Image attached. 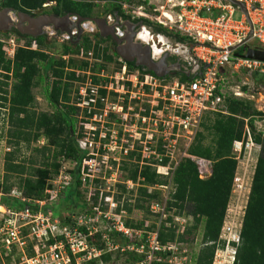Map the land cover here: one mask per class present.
<instances>
[{
	"label": "built area",
	"instance_id": "2783aa9c",
	"mask_svg": "<svg viewBox=\"0 0 264 264\" xmlns=\"http://www.w3.org/2000/svg\"><path fill=\"white\" fill-rule=\"evenodd\" d=\"M236 1L245 6L247 14L229 0L119 2L125 14L139 20H149L155 26L187 40L202 70L189 81L182 82L178 77H158L139 67L130 68L128 62L118 55L110 62L99 61L90 51L85 57L90 65L75 70L71 99L76 119L74 136L79 150L85 156L80 164L65 159L61 161L59 173L48 181L46 198L42 200H31L19 189H12L8 196L23 204L19 210L1 204L5 194L0 188V258H11L9 263L7 261L4 264H73L69 251L73 256L86 253L88 260L101 256L103 251L88 243L87 236L80 231L82 227L86 228L88 236L101 233L102 239L108 242V251L120 247L109 242L107 232L140 236L141 231L125 226L123 219L126 210L121 208L117 213L119 203L115 200L119 185H125L128 190L138 185L132 180L121 181L124 162L129 161L131 156L134 160L140 157V165L152 166L170 181L168 185L149 187V192L158 189L166 192V195L162 201L150 204V212L158 219L157 228L145 232V242L140 246L127 247L128 250L145 255L142 262L134 264L161 262L163 260L157 254L159 252H169V264H184L188 261L186 249V255L182 258L177 256L182 244L162 245L158 239L159 226L168 218L167 200L173 189L169 177L186 157L195 162L201 179H208L212 175V161L191 156L189 148L208 113L221 111L228 98L244 96L241 89L229 93L224 69H240L250 75L264 74V61L246 58L245 49H264V0ZM238 12L240 18H237ZM140 36H143V43L151 47L153 57L156 50L159 51L157 56L165 52L164 34L146 25L142 27ZM254 40L262 47L250 46L249 43ZM0 41L6 56L13 59L16 49L21 46L17 39L0 38ZM96 62L102 65L96 67ZM259 100L263 102L259 111L264 117L262 91ZM245 134V141H235L233 145V154L238 163L245 145L249 151L253 147L261 150V146L253 141L247 125ZM41 142L44 144V139ZM237 145L239 149L235 150ZM73 170L78 171L91 210L87 208L78 215L73 214L72 223L64 224L43 208L58 202L60 195L73 184ZM2 183L0 180V185ZM233 187L243 189L239 166ZM32 205L39 206V211L34 212ZM246 206L242 209L243 217ZM229 218L228 205L219 240L228 247H235L234 244L240 242L242 224L238 228L234 218ZM191 220L192 217L177 216L172 226L183 232ZM31 246L33 255L30 256ZM220 251H216L217 257ZM235 253L234 250L232 264ZM78 260L81 262L82 257H76V264Z\"/></svg>",
	"mask_w": 264,
	"mask_h": 264
},
{
	"label": "trees",
	"instance_id": "16d2710c",
	"mask_svg": "<svg viewBox=\"0 0 264 264\" xmlns=\"http://www.w3.org/2000/svg\"><path fill=\"white\" fill-rule=\"evenodd\" d=\"M0 1L2 8H13L25 13L44 9V5L56 2L57 5L54 7L56 13L71 12L86 17L92 14L96 1L116 5L117 9L122 11L119 0ZM141 21L145 25L153 27L157 33L184 39L177 34L155 26L149 20L141 19ZM3 33H12L18 38L29 39L28 45L16 49L13 59L6 56L3 43L0 41V114H3V110L6 112L7 121L10 125L8 144L13 148L5 155V175L0 188L5 194L2 198V204L11 209L19 210L23 204L18 199L8 196L14 187L22 191L26 198L42 200L46 198L45 190L48 181L59 173L61 161L65 159L80 164L85 156L79 150L74 136L76 119L74 117L75 107L71 105V99L75 70H77L76 68L78 70L86 68L89 63L84 61L78 64L75 59L71 58L67 61L64 57L73 53H80L81 56L86 57L90 52L88 50L91 48V41L84 38L78 46L63 45L62 52L57 54L49 50L32 49V41L40 47L54 49L56 44H47L44 37H31L19 32L0 31V34ZM128 65L130 68L136 67L132 63H128ZM169 77H178L182 82L190 80L181 73H175ZM253 77L264 93V74H253ZM41 83L44 84L43 96L52 109L50 112H39L36 109L34 89ZM259 114L262 115L263 113L253 109L252 102L233 97L228 98L224 110L210 112L204 117L201 129L189 148L191 156L212 161V175L208 179H201L198 167L190 157L184 158L170 175L173 189L167 200L168 218L161 223L158 230L160 243L162 245L168 243L194 245L202 227L201 246L197 252L192 253L190 259L188 258L184 264H213L216 251L225 247V242L220 241L219 237L238 167V160L233 154V145L235 141L246 140V125L251 130L253 141L261 146V150L242 221L240 242L234 244L236 253L233 264H264V134L259 132L254 125L255 117ZM42 139L46 140V144L34 148V151L41 156L40 162L35 159H28L29 165H27L25 159L22 163L18 161L19 156L16 153L21 151L23 145L30 148L32 144ZM140 161V157L134 160L131 156L129 161L124 162L122 170L127 174L126 176L123 175V179L125 181L132 180L138 184L139 198L135 205L126 202L123 207H120V203L115 197L119 203L117 213L121 211V208L126 210L128 214H132L134 210H146L151 213L150 204L153 201H162V191L154 189L149 192V187L168 185L170 181L157 173V170L152 166L140 165ZM71 172L74 175V181L60 195L58 200L60 206L54 207V204H50L43 208L44 211L59 218L64 224H71L73 214L78 215L89 208L86 198L81 201V198L86 196L81 187L78 171L73 170ZM13 176L19 177L17 183H10ZM119 186L126 188L125 185ZM75 206L83 211L76 212ZM32 208L34 212L40 209L37 205H32ZM151 215L153 214L151 213ZM177 216L192 217L191 223L186 225L183 232H179L177 228L172 226L174 218ZM123 221L126 227L141 231V235L126 236L119 232H107L109 242L111 241L113 245L120 247L108 251V242L102 239L101 233L88 236V231L82 227L80 231L87 236L88 243L93 248L103 252L101 256L88 260L86 253L73 256L69 251L72 263L76 264V257L79 256L82 257L81 264H107L112 260H117L118 257L113 259L114 254L127 257L124 264L142 262L145 255L128 250L127 247L130 245L138 247L143 244L146 237L145 232L157 228V223L147 225L146 222L148 221L145 220L134 222L129 219L125 220V218ZM122 248L125 250L122 251ZM157 254L163 261L152 264H169L167 262L169 252ZM29 255H33L32 246ZM10 259V257L7 258L8 263Z\"/></svg>",
	"mask_w": 264,
	"mask_h": 264
},
{
	"label": "rangeland",
	"instance_id": "374dc122",
	"mask_svg": "<svg viewBox=\"0 0 264 264\" xmlns=\"http://www.w3.org/2000/svg\"><path fill=\"white\" fill-rule=\"evenodd\" d=\"M116 1V0H114ZM118 1V0H117ZM122 0H119V2H121ZM96 5L93 8V14H103L106 13V9L102 8V5H107L105 4V2H94ZM44 7H47V9H52L54 7H56V2H51L48 3L46 5H44ZM1 9V6H0ZM42 9H38V10H34L31 13L34 15H40L42 13ZM103 12V13H102ZM104 15V14H103ZM237 18H240V12L237 13ZM154 31L156 32V30L154 29ZM9 37H15L19 43V45L24 46V45H28L29 39L26 38H18L17 36H15L12 33H3L0 34V38L1 39H7ZM89 39L91 41V48L88 51H94L95 54V59L99 60V61H112L113 59H109L108 57L113 58L114 57V53L112 51H110L108 48H105V45H101L100 42H98L97 40H95V37H92L91 34L86 33L85 35L83 34L79 41L75 44L76 46H78L83 39ZM165 39H163V44L165 45L164 48H169V50L171 51V53L173 54V56L175 57L176 55L181 56L183 55L182 50H187L188 48L191 47L190 43L187 44H182L179 43L177 41H175L174 39H168L164 36ZM166 40V41H165ZM63 41H67V37L62 38L59 42H63ZM250 46L252 45H256L258 47H262L260 45V43H258L257 41H251L249 43ZM31 46L33 49H40L42 51H47L49 50L50 52H55L57 54L62 52V47L60 45H56L54 49L50 50L46 47H40L37 43H35L34 41L31 42ZM188 47V48H186ZM54 50V51H53ZM247 50V49H246ZM181 51V52H179ZM194 53V52H193ZM193 56L195 57V54H193ZM75 59L77 61L78 64L82 63V62H86L87 59H85V57L81 56L80 53H73L71 55L65 56L64 59H66L67 61L69 59ZM89 63V62H88ZM90 65V64H89ZM88 65V66H89ZM101 64V62H96L95 66L99 67ZM78 70V68H76ZM224 75L227 78V86H228V91L229 93H231L234 89H241V91H243L244 96L237 98L238 100H246V101H250L253 103V109H255L256 111H259V108H261L263 106V102L261 100H259V93L262 91L261 86L258 84V82L254 79L253 75H250L249 73H247L244 70H235L233 68H229L226 67V69H224ZM1 78V77H0ZM43 85L44 84H40L38 87H36L34 89V93L36 95V109L39 112H50L52 109L49 106V104L47 103V101L45 100L44 96H43ZM232 98V97H231ZM234 98V97H233ZM225 109V105L221 107V110ZM260 112V111H259ZM3 114H0V180L3 181V176L5 175V171H4V164H5V155L7 153H9L10 151H12V146L8 144V140H9V135H8V131L10 129V125L8 124L7 121V115L5 114L6 112H4V110L2 111ZM262 113V112H261ZM254 125L256 126V129H261L264 132V117L263 114H259L256 115L255 117V122ZM259 131V130H258ZM44 144H46V140H44ZM41 140L40 142H37L35 144H32L30 148H27L26 146H22L21 147V151L17 152V156H19L18 161H20L21 163L23 162V160H26V164L29 165V160L30 159H35L36 161H41V156L38 155L35 151L34 148L35 147H41L44 145ZM248 146L245 145V149L243 150V153L240 157V163H238L239 166V174L242 178V183H243V189H237L233 187V191H232V195H231V199H230V216L231 218H234L235 224L237 225V227L239 228V226L242 224V220H243V207L246 206L247 203V196H248V192L249 188H251V179L253 178L254 175V170H255V166L257 163V159L258 156L260 154V150L256 149L255 147L252 148L251 151L248 150ZM29 159V160H28ZM240 164V165H239ZM37 166V165H36ZM127 172L125 171H121V181H125V179H123V175L126 176ZM19 180V177L17 176H13L10 179V183H17ZM17 189V187H14ZM164 195H166V192H162L161 195V199L163 200ZM115 197L118 199L119 203L121 206H124V204L127 202L129 204L135 205L136 204V200L139 198V194H138V185H135V187L131 190H128L127 188H123L120 187V189L117 190ZM86 197H82L81 201L85 200ZM60 203H56L54 204V207L60 206ZM77 204V202H76ZM80 204V203H79ZM73 206V205H72ZM76 212H81L83 210H81L79 207H76ZM74 209V206H73ZM127 213V212H126ZM229 218V220L231 219ZM129 219L130 221H134V222H139L142 220L148 221L149 223H158V219L154 216L151 215V213H148L146 210H134L132 212V214H126L125 215V220ZM192 221V220H191ZM191 223V222H190ZM202 227L199 231V234L197 235L196 239H195V244L191 245H183L182 247H179L177 250V256L179 258H182L184 254V250H187L188 253V258L190 259L191 255L193 252H197L200 248V244H201V239H202ZM234 250L236 251L235 247L233 246H227L225 244L224 249H221V251L217 255L215 254V258L213 262V264H232V253L234 252ZM117 260H112L107 264H124L125 259H127V257L125 256H121V255H116L114 254L113 259ZM78 264H81L82 262H80V260L77 261ZM7 263V258L5 256H2V258H0V264H4ZM190 263V262H188ZM191 264V263H190Z\"/></svg>",
	"mask_w": 264,
	"mask_h": 264
},
{
	"label": "flooded vegetation",
	"instance_id": "af4514ba",
	"mask_svg": "<svg viewBox=\"0 0 264 264\" xmlns=\"http://www.w3.org/2000/svg\"><path fill=\"white\" fill-rule=\"evenodd\" d=\"M105 4L107 5H102V8L106 9L105 10L106 13L102 12L104 15L101 13L100 14L92 13L90 16H86V17L82 16L87 20L81 23L80 25L81 33L78 32L77 25L73 26V30H72L73 36L68 35V33L66 32L62 33L61 30L57 31L54 28V26H52L48 28V30H46L45 34L38 37H44L46 39L47 44L55 43L56 45L58 44L61 47H63V45H68V44L72 46H76L75 44L79 41L80 37L83 34L85 35L86 32L91 34L92 37H95V40L100 42L101 45H105V48H108L114 54H117L118 49H123L127 52L129 51L135 52L139 50V45L143 43V40L140 36V32L142 30V27L146 26L144 22L125 14L123 10L119 11L116 5H111L109 3H105ZM0 6H1V1H0ZM2 9L4 8L1 7L0 10ZM42 10L43 11L40 15H35V16H41L46 14L47 15L57 14L60 16L71 14L73 17L79 16L78 14H73L71 12L65 14L56 13L54 11V8L47 9V7H45ZM15 11L19 12L17 10ZM92 19H104L105 23L97 24L94 21H92ZM27 25L28 23H24V26ZM11 32H18V31L15 28H13ZM101 34H103L104 36H102ZM164 36L168 39L169 38L174 39L175 41L182 44H187V45L189 44L187 40L185 39L182 40L177 36H171V37H168L166 35ZM64 37H67V41H63L60 43L59 41ZM252 47H258V46L252 45ZM189 49L190 48H188L187 50L186 49L182 50L183 55L181 56L176 55L174 57L171 51L169 50V48H167L162 55L156 57L154 56L153 58L159 63L165 61L167 65H175L180 63L182 66L181 74L185 75V77L188 79H192L196 73L201 72L202 68L200 67V65H195L194 62L191 61L189 55ZM172 74L175 73L172 72L170 75Z\"/></svg>",
	"mask_w": 264,
	"mask_h": 264
},
{
	"label": "water",
	"instance_id": "95a60500",
	"mask_svg": "<svg viewBox=\"0 0 264 264\" xmlns=\"http://www.w3.org/2000/svg\"><path fill=\"white\" fill-rule=\"evenodd\" d=\"M233 3L236 7L246 13L245 6L236 1V0H229ZM247 14V13H246ZM17 18V21H16ZM87 19L83 18L82 16H75L73 17L71 14H67L65 16H60L57 14L51 15H41L35 16L31 13L25 12H16L12 8H4L0 10V31L1 32H10L13 28H15L20 34L22 35H30L32 37H38L46 33V30L50 28V26H54V28L58 31L61 30L62 33H68V35L73 36L72 30L73 26L77 25L78 32L81 33L80 25L81 23L85 22ZM97 24L105 23L104 19H92ZM16 23V24H15ZM24 23H28L27 28L29 26L30 30H25ZM76 23V24H74ZM69 26L68 28H61L59 26ZM104 36L103 34H101ZM119 42V41H118ZM247 49L246 58L250 59H258L264 61V49H252V48H245ZM117 55L122 57L128 63H134L136 67H140L147 71L154 73L158 77H165L170 75L172 72L174 73H181L182 66L180 63L175 65H167L165 61L157 62L154 60L152 56V49L149 45L141 43L139 45V50L132 52V51H125L123 49L117 50ZM189 55L191 61L194 62L195 65L199 64V61L195 59L192 53V48L189 49ZM206 67V65L204 66ZM196 76V75H194Z\"/></svg>",
	"mask_w": 264,
	"mask_h": 264
},
{
	"label": "bare ground",
	"instance_id": "6f19581e",
	"mask_svg": "<svg viewBox=\"0 0 264 264\" xmlns=\"http://www.w3.org/2000/svg\"><path fill=\"white\" fill-rule=\"evenodd\" d=\"M16 21H17V18H16ZM50 27H52V26H50ZM59 27H61V28H68V27H70V25L69 26H59ZM25 30H30L29 29V26H28V28H27V26L24 28ZM141 38H142V40H143V36H141ZM144 41V40H143ZM164 41V40H163ZM166 41V40H165ZM166 45V44H165ZM156 49H158V47L156 48ZM167 49V48H166ZM159 54V51L158 50H156V53H155V56H157ZM239 149V145H237L236 147H235V150H238Z\"/></svg>",
	"mask_w": 264,
	"mask_h": 264
},
{
	"label": "crops",
	"instance_id": "0c3cea01",
	"mask_svg": "<svg viewBox=\"0 0 264 264\" xmlns=\"http://www.w3.org/2000/svg\"><path fill=\"white\" fill-rule=\"evenodd\" d=\"M57 203V202H56ZM1 204H2V199H1Z\"/></svg>",
	"mask_w": 264,
	"mask_h": 264
},
{
	"label": "clouds",
	"instance_id": "9594fccd",
	"mask_svg": "<svg viewBox=\"0 0 264 264\" xmlns=\"http://www.w3.org/2000/svg\"><path fill=\"white\" fill-rule=\"evenodd\" d=\"M14 189V188H13Z\"/></svg>",
	"mask_w": 264,
	"mask_h": 264
}]
</instances>
